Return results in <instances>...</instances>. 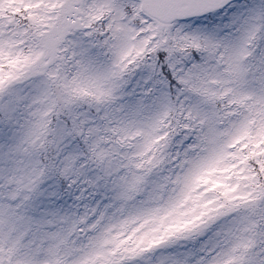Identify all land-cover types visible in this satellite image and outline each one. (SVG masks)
<instances>
[{"label":"snow or ice","instance_id":"snow-or-ice-1","mask_svg":"<svg viewBox=\"0 0 264 264\" xmlns=\"http://www.w3.org/2000/svg\"><path fill=\"white\" fill-rule=\"evenodd\" d=\"M0 264H264V0H0Z\"/></svg>","mask_w":264,"mask_h":264}]
</instances>
